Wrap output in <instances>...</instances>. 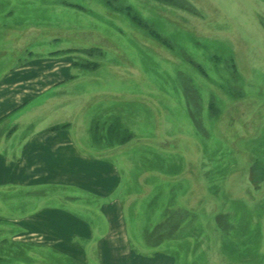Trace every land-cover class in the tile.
Returning a JSON list of instances; mask_svg holds the SVG:
<instances>
[{
  "label": "rangeland",
  "instance_id": "rangeland-1",
  "mask_svg": "<svg viewBox=\"0 0 264 264\" xmlns=\"http://www.w3.org/2000/svg\"><path fill=\"white\" fill-rule=\"evenodd\" d=\"M54 55L76 62L73 79L29 100L0 145L75 118L120 177L136 261L264 262V0H0V78ZM13 231L0 226V264H74Z\"/></svg>",
  "mask_w": 264,
  "mask_h": 264
},
{
  "label": "crops",
  "instance_id": "crops-1",
  "mask_svg": "<svg viewBox=\"0 0 264 264\" xmlns=\"http://www.w3.org/2000/svg\"><path fill=\"white\" fill-rule=\"evenodd\" d=\"M54 57L26 61L0 78V141L16 131L29 100H51L74 76L75 61ZM48 92L53 93L47 97ZM62 123L30 129L17 147L8 141L0 145V226H13L12 241L27 245L30 254L50 249L74 264H87L88 256L98 257L99 264H115L112 257L119 254L123 264H142L134 259L124 229L115 166L102 161L99 148L92 150L89 144L95 140L87 142L92 135L78 133L79 120ZM56 186L73 187L76 193H56ZM80 210L103 218L105 232L84 220ZM261 226L256 232H264Z\"/></svg>",
  "mask_w": 264,
  "mask_h": 264
},
{
  "label": "trees",
  "instance_id": "trees-1",
  "mask_svg": "<svg viewBox=\"0 0 264 264\" xmlns=\"http://www.w3.org/2000/svg\"><path fill=\"white\" fill-rule=\"evenodd\" d=\"M127 12L129 13V14H131V18L132 19H134L135 21H137V22H139V19H138V17L135 15V14H133V13H131L129 10H127ZM155 37H159L157 34H153Z\"/></svg>",
  "mask_w": 264,
  "mask_h": 264
}]
</instances>
